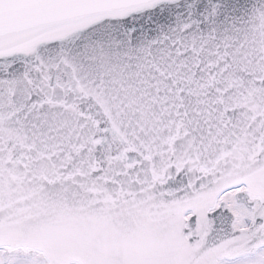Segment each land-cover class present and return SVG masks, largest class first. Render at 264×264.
<instances>
[{
	"label": "snow or ice",
	"instance_id": "obj_1",
	"mask_svg": "<svg viewBox=\"0 0 264 264\" xmlns=\"http://www.w3.org/2000/svg\"><path fill=\"white\" fill-rule=\"evenodd\" d=\"M0 264H264V0H0Z\"/></svg>",
	"mask_w": 264,
	"mask_h": 264
}]
</instances>
